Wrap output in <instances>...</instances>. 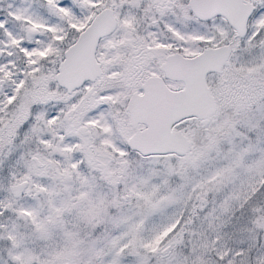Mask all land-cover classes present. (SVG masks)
<instances>
[{
	"label": "snow or ice",
	"instance_id": "obj_1",
	"mask_svg": "<svg viewBox=\"0 0 264 264\" xmlns=\"http://www.w3.org/2000/svg\"><path fill=\"white\" fill-rule=\"evenodd\" d=\"M0 264H264V0H0Z\"/></svg>",
	"mask_w": 264,
	"mask_h": 264
}]
</instances>
